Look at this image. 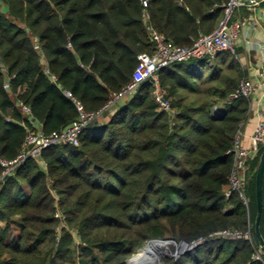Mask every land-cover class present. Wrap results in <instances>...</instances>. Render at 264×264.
I'll return each mask as SVG.
<instances>
[{"label": "trees", "instance_id": "1", "mask_svg": "<svg viewBox=\"0 0 264 264\" xmlns=\"http://www.w3.org/2000/svg\"><path fill=\"white\" fill-rule=\"evenodd\" d=\"M145 1L0 0L1 157L16 159L39 127L52 134L78 120L66 91L104 116L138 57L154 54L150 29L191 47L215 31L229 0ZM246 77L232 53L171 64L158 79L175 114L146 81L108 122L87 127L79 147L28 160L0 185V264H127L149 243L199 240L163 264H264L254 260L263 144L249 160L246 202L226 195L234 139L250 114V101L230 95Z\"/></svg>", "mask_w": 264, "mask_h": 264}, {"label": "built area", "instance_id": "2", "mask_svg": "<svg viewBox=\"0 0 264 264\" xmlns=\"http://www.w3.org/2000/svg\"><path fill=\"white\" fill-rule=\"evenodd\" d=\"M263 1L264 0H229L222 4L220 7L224 10V16L215 31L211 34L202 36L191 47L174 46L169 43L164 35L150 29L151 39L155 44L154 54H141L138 57L139 64L134 73L132 83L122 92L116 94L104 110H110L117 102L134 94L141 84L146 81H151L155 85L154 96L160 109L175 114V112L171 110V104L166 98L165 91L162 90L160 86L158 72L171 64L183 63L207 57L213 59L225 53H232L237 59H239L237 49L240 41L244 37H248V34L251 32L250 30H252V28L249 27V25L252 23L253 17L252 15L243 17L238 11L241 8L253 11L260 6ZM144 5H147L145 0ZM144 17L146 20L149 19L148 14H145ZM258 46L260 48V44L255 42L251 45V49H257ZM262 56L264 58V48H262ZM45 72L48 73V70ZM53 81L56 82L57 79L53 78ZM261 88L264 89V80L255 83L251 79L245 78L241 81L236 91L230 95V99H245L251 101ZM65 96L75 103L79 112L78 120L69 128L52 134H46L41 127H39L37 132H29L23 149L16 159L7 160L0 156V166L3 168V175L0 177V185L7 177L15 174L17 169L28 160L34 159L39 161L42 153L53 146L62 145L79 147L83 131L92 124L97 123L103 117V112H87L83 103L77 100L71 92L66 91ZM18 106L25 116L29 117L32 115L31 108L22 101L18 102ZM243 127L238 131L234 139V146L231 151L234 158V167L231 176L229 177V189L226 192V195L231 196L232 194L237 193L246 202L249 160L253 156L254 150L257 151L260 144L264 145V123H258L255 128V132L252 136L253 149H248L244 146ZM56 217L63 218V215L61 212H58ZM221 236L241 238L244 234L224 232ZM198 242H203V240L194 243L183 242L177 245V258H180L193 249ZM254 260L264 262L260 252L255 255Z\"/></svg>", "mask_w": 264, "mask_h": 264}, {"label": "crops", "instance_id": "3", "mask_svg": "<svg viewBox=\"0 0 264 264\" xmlns=\"http://www.w3.org/2000/svg\"><path fill=\"white\" fill-rule=\"evenodd\" d=\"M238 13L243 17L249 15L253 17L252 23L249 25L252 30H250V33L248 32V37H244L240 41L237 53L241 65L247 71L246 78L251 79L255 83H259L264 80V58L262 56V48H264V1L253 11L241 8ZM255 42L260 44V48L258 46L257 49H251V45ZM109 118L106 119L104 115L100 119V122H108ZM261 122L264 123V89L262 88L250 101L249 119L243 127L244 146L246 148L253 149L252 136L257 124Z\"/></svg>", "mask_w": 264, "mask_h": 264}, {"label": "water", "instance_id": "4", "mask_svg": "<svg viewBox=\"0 0 264 264\" xmlns=\"http://www.w3.org/2000/svg\"><path fill=\"white\" fill-rule=\"evenodd\" d=\"M115 110V107H112L110 110H107L104 112L105 116H108L112 111ZM257 151H255L254 157L257 156ZM263 179H264V153L261 157L260 160V164L258 167V171H257V179H256V198H257V205H258V214H257V218H256V223H255V232L257 235V239L260 245V253L264 256V238L261 234V219H262V214H263V209H264V195H263ZM154 244H156L157 246H161L167 251H173L170 248V245H173L172 247L174 248V252H172V257L177 258L178 256V247L175 243H171L169 241H156L153 242ZM202 242H198V244H196L194 246L197 247L201 244ZM151 244V243H149ZM149 244H147L145 247L149 246ZM144 248L140 249L137 252V255H134L130 260L127 261V264H130V262L132 260H134L138 254L143 251ZM168 257H171V255L169 254ZM133 264H152L151 260H139L138 262H136V260L134 261Z\"/></svg>", "mask_w": 264, "mask_h": 264}, {"label": "bare ground", "instance_id": "5", "mask_svg": "<svg viewBox=\"0 0 264 264\" xmlns=\"http://www.w3.org/2000/svg\"><path fill=\"white\" fill-rule=\"evenodd\" d=\"M169 251L165 250L162 245L157 246L154 243L149 244V246L145 247L143 251H141L138 256L134 259L136 262L139 260H151L152 264H163L161 260L164 255H166Z\"/></svg>", "mask_w": 264, "mask_h": 264}, {"label": "rangeland", "instance_id": "6", "mask_svg": "<svg viewBox=\"0 0 264 264\" xmlns=\"http://www.w3.org/2000/svg\"><path fill=\"white\" fill-rule=\"evenodd\" d=\"M220 23V22H219ZM246 236H250V234L248 233V235H246ZM172 243V242H171ZM176 245H179V244H176ZM173 245H170V248L173 250V251H169L166 255H164V257H162V261H164V259H166V258H175V257H172V252H174V248L172 247ZM260 252V251H259ZM171 255V257H168V255ZM135 255H137V253L135 254ZM134 263V260H132L131 262H130V264H133Z\"/></svg>", "mask_w": 264, "mask_h": 264}]
</instances>
